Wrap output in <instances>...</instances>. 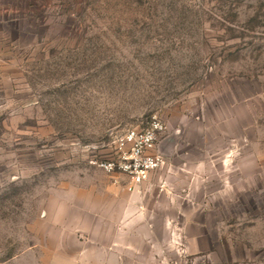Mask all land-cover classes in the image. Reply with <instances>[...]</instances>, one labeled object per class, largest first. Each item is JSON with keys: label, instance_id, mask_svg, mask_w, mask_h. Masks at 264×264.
<instances>
[{"label": "rangeland", "instance_id": "rangeland-1", "mask_svg": "<svg viewBox=\"0 0 264 264\" xmlns=\"http://www.w3.org/2000/svg\"><path fill=\"white\" fill-rule=\"evenodd\" d=\"M154 117L169 264H264V0H0V264L62 259L45 211Z\"/></svg>", "mask_w": 264, "mask_h": 264}, {"label": "crops", "instance_id": "crops-1", "mask_svg": "<svg viewBox=\"0 0 264 264\" xmlns=\"http://www.w3.org/2000/svg\"><path fill=\"white\" fill-rule=\"evenodd\" d=\"M105 184L91 185L77 195L73 203L64 201L65 213L56 210L58 218L48 221L45 211L43 225H48L46 238L56 240L62 259L53 258L54 264H163L172 260L163 254L162 239L154 230L155 209L162 204L157 198L165 189L156 181L159 192L150 191L151 181H147L134 191L128 190L127 177L108 176ZM163 189V190H162ZM169 192L168 190H165ZM69 194V192L67 193ZM71 194V193H70ZM170 196V195H169ZM63 204L60 202L58 205ZM189 226L181 225L180 231L186 241V257L189 253L188 240L194 236L188 232ZM168 232L166 246L180 258L178 246L179 228L165 225Z\"/></svg>", "mask_w": 264, "mask_h": 264}, {"label": "built area", "instance_id": "built-area-1", "mask_svg": "<svg viewBox=\"0 0 264 264\" xmlns=\"http://www.w3.org/2000/svg\"><path fill=\"white\" fill-rule=\"evenodd\" d=\"M165 132V123L154 117L143 128L130 129L116 137L112 159L94 160L91 164L110 175L127 177L128 190L134 191L146 183L153 172L165 165V154L160 149V141Z\"/></svg>", "mask_w": 264, "mask_h": 264}]
</instances>
